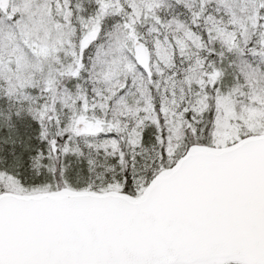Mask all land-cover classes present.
I'll use <instances>...</instances> for the list:
<instances>
[{
	"label": "snow or ice",
	"instance_id": "1",
	"mask_svg": "<svg viewBox=\"0 0 264 264\" xmlns=\"http://www.w3.org/2000/svg\"><path fill=\"white\" fill-rule=\"evenodd\" d=\"M0 264H264V0H0Z\"/></svg>",
	"mask_w": 264,
	"mask_h": 264
}]
</instances>
